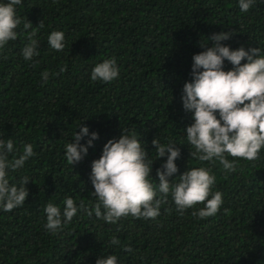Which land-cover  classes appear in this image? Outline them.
Listing matches in <instances>:
<instances>
[{
  "label": "trees",
  "instance_id": "1",
  "mask_svg": "<svg viewBox=\"0 0 264 264\" xmlns=\"http://www.w3.org/2000/svg\"><path fill=\"white\" fill-rule=\"evenodd\" d=\"M16 14L33 27L42 20L43 27L35 37L39 55L31 60L22 55L31 31L23 30V23L17 39L0 50V138L12 139L17 149L30 143L35 155L9 170L10 183L23 176L30 182L22 206L0 209V264H95L109 254L117 264H264V148L256 161L238 160L231 173L218 161L192 158L184 129L193 121L181 101L192 56L204 50L201 44L212 46L207 37L213 33L231 31L223 44L258 47L264 54V0H255L247 12L238 0H22ZM54 30L65 34L63 51L47 43ZM111 58L118 78L92 81L94 65ZM230 67L225 61V70ZM45 71L50 73L46 84ZM79 125L98 133V139L72 166L65 145L74 142ZM121 129L135 131L154 160L153 184L166 159H156L153 138L180 149L172 183L188 168H211L213 191L223 193L220 211L205 219L191 215L196 209L180 215L169 195L155 219L128 216L107 224L94 213L78 212L56 235L47 231V203L62 211L65 197L77 206L83 200L89 208L96 202L91 161ZM113 236L119 244L110 243Z\"/></svg>",
  "mask_w": 264,
  "mask_h": 264
},
{
  "label": "clouds",
  "instance_id": "2",
  "mask_svg": "<svg viewBox=\"0 0 264 264\" xmlns=\"http://www.w3.org/2000/svg\"><path fill=\"white\" fill-rule=\"evenodd\" d=\"M21 3L22 0H0V50L17 39L16 30L23 23V30L31 31L27 32L28 43L22 48V55L25 60H31L39 55L35 37L43 21L36 27L30 21H22L16 14V6ZM254 3L255 0H238L242 12H247ZM232 35L231 31H221L207 37L213 42L212 46L201 44L204 50L192 56L190 79L184 82L181 94L183 110L191 113L193 121L184 129L194 149L190 156L201 162L218 161L227 173L237 170L240 159L258 160L264 148V54L258 47L232 49L222 43ZM64 40L63 31L54 30L47 37L49 47L56 51L64 50ZM225 61L231 65L228 70H225ZM64 71L65 68L60 69L61 73ZM119 71L114 58L104 59L91 69L90 79L110 83L118 78ZM49 75L47 71L41 73L44 84ZM79 127L80 131L72 138L74 142L65 145V157L72 166L84 159L88 148L98 139V133H89L86 126ZM85 137L88 139L82 144ZM151 144L156 159L166 157L156 169L158 183L153 184L150 175L154 160L149 159L137 133L121 129L119 138L109 139L99 158L91 161L89 180L96 202L89 208L83 200L77 206L73 198L65 197L62 211L54 203H47L44 206L46 230L56 235L78 212L89 217L94 213L107 224H116L128 216L155 219L169 195L180 215L188 209H196L191 215L197 219L215 216L224 201L222 192L213 191L216 177L211 168H188L172 183L174 179L170 178L178 172L175 161L180 158V149L171 141L161 144L156 138ZM34 155L32 144H22L21 149H17L12 139L0 138V209L3 211L11 212L25 203L28 196L25 185L30 179L23 176L17 183H10L8 175L9 170L22 168ZM229 156L233 158L231 161ZM224 212L228 214L229 209ZM110 243L117 245L120 241L113 236ZM124 250L133 251L131 247ZM95 264H117V257L101 256Z\"/></svg>",
  "mask_w": 264,
  "mask_h": 264
}]
</instances>
